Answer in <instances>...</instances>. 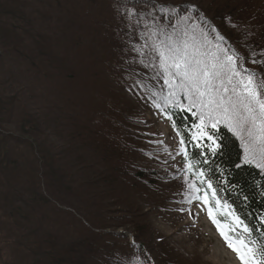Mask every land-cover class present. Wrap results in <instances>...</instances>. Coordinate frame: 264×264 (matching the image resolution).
<instances>
[{
    "label": "rangeland",
    "instance_id": "obj_1",
    "mask_svg": "<svg viewBox=\"0 0 264 264\" xmlns=\"http://www.w3.org/2000/svg\"><path fill=\"white\" fill-rule=\"evenodd\" d=\"M138 1L0 0V100L11 96L0 101L9 109L0 115V264H51L44 252L54 245L92 244L102 232L144 244L162 239L155 245L187 264H236L205 211L195 212L197 199L184 204L191 192L179 152L144 95L161 77L152 40L144 55L132 47L144 45L140 33L151 35L156 24L135 18ZM149 1L197 6L234 39L229 21L257 11L256 20L264 19V0ZM137 166L148 182L158 177L161 184L133 179ZM79 247L83 253L86 244ZM117 250L125 264H154L147 246ZM61 254L55 264H74L69 251Z\"/></svg>",
    "mask_w": 264,
    "mask_h": 264
},
{
    "label": "snow or ice",
    "instance_id": "obj_2",
    "mask_svg": "<svg viewBox=\"0 0 264 264\" xmlns=\"http://www.w3.org/2000/svg\"><path fill=\"white\" fill-rule=\"evenodd\" d=\"M156 35V32L151 35L140 33L141 39L146 36L147 39L144 45L134 47V50L144 55L141 49L148 46V40H152L151 52L158 59L157 75L162 74L164 85L171 90L169 96L176 97V90H179L188 101L187 110L195 109L192 114L198 116L200 123L196 125L197 133L193 139L210 141L208 152L215 155L221 145L207 129L210 126L216 130L224 125L241 138L245 151L243 163L264 169V81L257 83L255 73L238 64L239 58L234 52L230 54L220 43L214 44L203 31L198 36L194 28L174 30L172 33L161 29L163 38L153 40ZM216 39L222 42L224 37L217 33ZM165 100L168 101V97ZM168 102L177 104L182 110L185 107L179 100ZM181 150L185 155L186 170L200 185L206 184L207 189H213L207 174L199 169L193 171L196 166L188 161L183 147ZM186 183L192 193L201 191L195 181ZM216 195L213 189L212 196ZM203 198L208 203L207 192ZM229 211L231 213V209ZM209 216L212 217L211 207ZM213 222L217 223L215 219ZM260 224L264 229V217ZM217 227L228 247L237 252L243 264H264V231H261L259 239H253L255 229L235 215L227 230L219 223Z\"/></svg>",
    "mask_w": 264,
    "mask_h": 264
},
{
    "label": "trees",
    "instance_id": "obj_3",
    "mask_svg": "<svg viewBox=\"0 0 264 264\" xmlns=\"http://www.w3.org/2000/svg\"><path fill=\"white\" fill-rule=\"evenodd\" d=\"M152 6L151 3L146 2L142 3L141 8L146 12H151ZM185 25L186 24L183 23L180 27ZM183 29L184 28H181L180 30L182 31ZM133 46L135 47L137 44L135 45V43H133L132 47ZM244 62L250 65L257 75L260 76L261 73L264 72V48L259 49L258 54L253 57L246 56ZM167 94L169 95V92H167ZM165 97H168V101L179 100L180 104L185 105L182 110L177 104L166 101L163 95L157 97L158 100L163 101L164 111L168 114L175 130H177L183 138L184 144L187 147L188 161L196 166L193 171L197 169L203 170L213 183H215V181L217 182L213 187L217 192V195L213 198H216L217 201L230 207V209L233 210H231L232 216H239L244 223L254 228L253 239H259L261 231H264V229H261L260 224L261 218L264 217V175L260 174L251 166L239 164L241 151L230 132L223 126H219L217 130H212L210 126L207 129V131L211 132L218 139V142L221 145V148L215 155L208 152V145L211 143L210 141H207L206 139H193L194 134L197 133L196 125L200 123L198 116L192 114L195 109L188 111V102L183 100L180 96L170 97L165 95ZM0 101L7 104V102L11 101V96H3ZM1 102L0 105L2 104ZM2 113H5V115L8 114L9 109L7 107H2L0 109V115ZM189 133L191 134V137L189 136ZM124 141L125 139L121 141L123 146ZM124 148L129 150L127 146L123 147V149ZM116 154L117 151L113 149L110 155L115 156ZM4 163L5 158L2 157L0 165L3 166ZM237 165L240 166L237 167ZM139 169L138 166L134 169L136 174L131 170V177L133 179L135 177V180L150 187L154 182H158L156 185L161 184V180H159L158 177L157 180L150 177L151 179H149V181L152 183L148 182L146 177L143 176L144 174L140 172L142 170ZM184 172L185 174L182 176V180L195 181L197 186L201 187L202 190H204L205 187V190L209 192L207 186L200 185L199 181L195 180V177L192 176L191 172H188L187 170ZM143 188L146 190L145 187ZM151 190L158 192L160 195L163 192L162 187H152ZM212 204L215 206L214 203ZM234 211L238 215L234 214ZM226 213L230 216L229 212ZM137 214H140L143 218V213L137 212ZM220 219L227 223V219L224 215H220ZM161 240L162 239L154 240L153 237H150L148 244H144L135 238V241L139 242L140 245L147 246L150 256L155 262H159V264H177V262L187 264L185 259L173 249L168 247V251H163L160 249L163 245L157 247L155 243L158 241L162 242ZM87 242L88 243H81L80 241H75L73 239V242L67 241L63 247L62 245H54L52 252H44L45 258L48 263L51 262V264L62 262L64 257L61 253L69 251L70 256L74 260V264H76V261L81 256L83 257V264H125V261L122 259V254H118L117 249L119 247L135 249L134 246L129 244L127 238L120 233H98L97 242L90 244L89 239ZM118 242H120V244H118ZM79 244H86L83 253L80 250Z\"/></svg>",
    "mask_w": 264,
    "mask_h": 264
},
{
    "label": "bare ground",
    "instance_id": "obj_4",
    "mask_svg": "<svg viewBox=\"0 0 264 264\" xmlns=\"http://www.w3.org/2000/svg\"><path fill=\"white\" fill-rule=\"evenodd\" d=\"M102 46V45H101ZM130 188V187H129Z\"/></svg>",
    "mask_w": 264,
    "mask_h": 264
}]
</instances>
